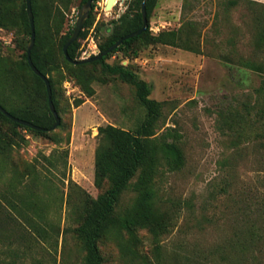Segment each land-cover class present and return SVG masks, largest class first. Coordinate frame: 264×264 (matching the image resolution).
I'll list each match as a JSON object with an SVG mask.
<instances>
[{"label": "rangeland", "instance_id": "1", "mask_svg": "<svg viewBox=\"0 0 264 264\" xmlns=\"http://www.w3.org/2000/svg\"><path fill=\"white\" fill-rule=\"evenodd\" d=\"M106 1L91 10L80 59L100 53L133 0H118L109 11ZM81 6V0H38L39 48L45 53L53 46L59 63L60 41ZM6 10L0 104L20 117L41 99L34 98L37 83L25 64L30 35ZM150 27L153 37L167 34L168 43L138 40L107 62L135 71L160 102L146 131L160 149L153 180L157 224L122 225L142 213L132 187L137 174L100 240L104 264H264V0H158ZM173 31L181 45L170 42ZM88 73L85 88L65 66L51 74L66 106L55 131L36 137L0 119V264H85L76 228L88 195L104 191L95 184L99 127L137 131L148 114L135 83L101 65ZM77 100L84 102L76 106ZM171 142L183 151L180 168L162 158Z\"/></svg>", "mask_w": 264, "mask_h": 264}, {"label": "trees", "instance_id": "2", "mask_svg": "<svg viewBox=\"0 0 264 264\" xmlns=\"http://www.w3.org/2000/svg\"><path fill=\"white\" fill-rule=\"evenodd\" d=\"M87 0H81V3H85ZM94 0L93 7L95 6ZM158 0H148V20L149 27L144 33L126 39L118 48L113 50L108 55L104 56L100 60L93 62H87L82 64H74L68 61L64 53V45L66 41L72 35L74 28L62 37L60 41V52L62 56V62L59 63L56 59L55 51L53 46H50L48 51L42 53L39 48L40 33L37 29L38 20V0H32V7L35 16L36 25V40L32 50V60L38 69L45 75L48 76L53 92V101L56 109L61 117V124L63 119L61 111L63 110V98L60 97L57 87V79L51 75L53 71L59 70V68L65 66L70 77H74L77 82L84 86L85 82L91 79V73L86 74V71L90 67L101 65L103 70L108 71L111 74L118 75L126 81H130L136 84L137 94L140 100L147 106L148 114L143 123V126L137 131L127 130L125 128L108 124L99 127V142L95 154V184L99 189L104 191L98 196L93 197L88 195L86 200V213L83 217L82 222L76 228L77 235L83 241L85 255V264H104V256L100 248V240L106 234L107 229L110 225L112 217L115 214L116 205L119 201V197L122 191L129 188L130 181L133 177L138 174L137 181L132 187L138 193L139 205L142 208V213L134 218L127 219L122 225L126 228L132 229L137 225H144L150 223L153 226L157 224L153 220V199L155 196V185L154 175L156 173L157 164L160 161L159 147L155 142V139L151 138L153 133H148L149 128L153 123L158 114L160 102L154 98H151L152 86L146 81L137 78L135 71L131 70L127 66L118 64L111 65L107 62V59L114 53L123 50L127 46H131L136 41L144 39L155 40V42L168 43L165 33H161L157 37H153L150 31V18ZM142 0H133L130 9L135 11L131 14V10L123 14L119 19V24L115 27L112 34L102 43H100V52L106 51L110 48L119 38L138 30L143 24V18L141 13ZM11 7L12 13L16 19L24 26L27 34L31 37V24L27 11V0H0V22L3 23L8 17V11L6 8ZM6 10V11H5ZM3 20V22H2ZM91 22V14L87 20L84 29L81 31L78 39L72 43L68 52L73 59H80L79 48L80 40L86 36V28ZM99 29V28H98ZM169 36L173 38V44L181 45L176 32H170ZM185 48L196 51L191 45H184ZM25 64L32 73L36 80L37 87L34 92L35 97L41 99L39 106L33 104L27 105L23 108L22 113L24 116H17L21 119H26L30 122L35 123L41 127L47 128L46 131H39L32 129L29 126L20 124L7 117L0 110V119H5L13 124L15 127H23L33 133L34 136H45L55 130H49L55 124V117L53 116L48 100V91L45 81L38 76L30 67L25 53ZM62 78H66L61 73ZM13 91H17L13 90ZM19 96L22 91L18 90ZM89 95H92L89 92ZM29 96H32L29 94ZM84 101L77 100L75 105L80 106ZM65 110V109H64ZM14 115V114H13ZM261 117L264 119V107L261 110ZM264 125V123H263ZM59 126V127H60ZM58 127V128H59ZM264 138V131L261 133ZM163 156L166 160V164L171 168H180L184 164V154L181 147L175 143H166L161 149ZM106 183L108 186L106 187ZM154 223V224H153ZM156 223V224H155Z\"/></svg>", "mask_w": 264, "mask_h": 264}, {"label": "water", "instance_id": "3", "mask_svg": "<svg viewBox=\"0 0 264 264\" xmlns=\"http://www.w3.org/2000/svg\"><path fill=\"white\" fill-rule=\"evenodd\" d=\"M93 1L94 0H87L85 3L82 4L81 6V10L80 13L77 17V21L75 24V28L74 31L72 33V35L70 36V38L66 41L65 45H64V53L66 55V58L68 59V61H70L71 63L74 64H82V63H87V62H93L96 60H100L101 58H103L104 56L108 55L109 53H111L113 50H115L116 48H118L126 39L134 37V36H138L142 33H144L145 31H147L148 27H149V20H148V10H147V3L148 0H142V4H141V13H142V18H143V24L142 26L136 30L133 31L121 38H119L110 48H108L106 51L104 52H100L97 55H94L92 57H87L84 59H73L69 52H68V48L69 46L74 43L81 31L84 29V26L87 22V20L90 17V13L91 10L93 8ZM118 0H107L106 1V10L109 11L111 10L116 4H117ZM27 11H28V15H29V19H30V24H31V37H30V41L28 43V48H27V57H28V62L29 65L31 67V69L38 75L40 76L46 83V87H47V91H48V100H49V107L50 110L53 114V116L55 117V124L49 129V130H56L60 124H61V117L56 109L55 103L53 101V92H52V86H51V82L48 78L47 75L43 74L38 67L34 64L33 60H32V50L33 47L35 45V40H36V25H35V16H34V12H33V7H32V0H27ZM0 110L10 119H12L15 122H18L20 124L26 125L31 127L32 129H36L39 131H46L48 130L47 128L41 127L39 125H36L33 122H30L28 120L25 119H21L15 115H13L12 113H10L6 108H4L1 104H0Z\"/></svg>", "mask_w": 264, "mask_h": 264}, {"label": "built area", "instance_id": "4", "mask_svg": "<svg viewBox=\"0 0 264 264\" xmlns=\"http://www.w3.org/2000/svg\"><path fill=\"white\" fill-rule=\"evenodd\" d=\"M151 30H154V28H153V27H151ZM67 83H70V81H67Z\"/></svg>", "mask_w": 264, "mask_h": 264}]
</instances>
